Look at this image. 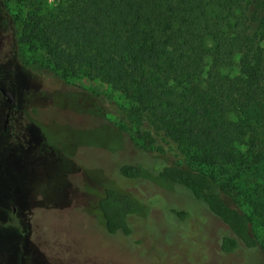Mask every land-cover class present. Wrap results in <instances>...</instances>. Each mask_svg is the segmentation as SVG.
Returning <instances> with one entry per match:
<instances>
[{
    "label": "rangeland",
    "instance_id": "374dc122",
    "mask_svg": "<svg viewBox=\"0 0 264 264\" xmlns=\"http://www.w3.org/2000/svg\"><path fill=\"white\" fill-rule=\"evenodd\" d=\"M4 2L17 43L0 62L1 82L11 78L16 98L4 128L9 104L0 94V264H264V161L252 166L207 159L193 140L168 133L159 113L139 108L95 74L78 72L77 78L60 80L44 73L43 98L33 104L40 120L38 126L29 123L20 97L35 92L29 70L32 59L44 58L41 50L27 48L22 28L29 14L41 15L57 0ZM59 81L82 87L85 91H78L75 101L79 109L99 113L126 136L96 116L49 112L51 90ZM65 89L59 92L62 107L69 104ZM77 126L80 132L72 129ZM259 129V146L264 148ZM245 144L242 140V151ZM165 160L222 182L251 217L260 251L217 258L215 231L221 225L210 223L206 204L188 190L158 179ZM125 164L141 165L145 172L124 177L119 169ZM108 186L137 197L138 206L128 216L129 233L106 230L98 202Z\"/></svg>",
    "mask_w": 264,
    "mask_h": 264
},
{
    "label": "trees",
    "instance_id": "16d2710c",
    "mask_svg": "<svg viewBox=\"0 0 264 264\" xmlns=\"http://www.w3.org/2000/svg\"><path fill=\"white\" fill-rule=\"evenodd\" d=\"M22 32L27 48L44 58L32 59L34 76L98 75L139 108L159 113L168 133L193 140L207 159L264 161L256 130L264 135V0H57L41 15L29 14ZM78 91L85 90L57 82L46 109L96 116L124 134L99 113L79 109ZM25 105V119L38 126L39 109ZM119 170L132 178L145 172L137 164ZM156 176L188 190L229 227L222 250L260 251L251 217L211 174L165 160ZM137 201L133 193L105 188L98 207L109 233L130 232Z\"/></svg>",
    "mask_w": 264,
    "mask_h": 264
},
{
    "label": "flooded vegetation",
    "instance_id": "af4514ba",
    "mask_svg": "<svg viewBox=\"0 0 264 264\" xmlns=\"http://www.w3.org/2000/svg\"><path fill=\"white\" fill-rule=\"evenodd\" d=\"M12 20L10 18V12L7 10V7L5 5L4 0H0V62L10 53L14 51V45L17 43V34L12 28ZM32 69V68H31ZM2 75H0V88H6L9 90L13 96V93L11 91L10 85H11V78L6 80L5 84H2L1 82ZM41 76H38L37 74L34 76L31 70H29V81L30 84H35V92L32 91L25 93L20 97L21 101L26 104H34V103H40L41 99L43 98V88L40 81ZM35 82V83H34ZM0 94L6 99V97L2 94L0 91ZM34 94V95H33ZM16 102V98L13 96ZM9 108V107H8ZM11 109V107H10ZM9 109V114H10ZM8 111V109H7ZM6 111V112H7ZM207 212V210H206ZM207 214L213 216H209V221H216L221 225V228H217L215 231V237L217 239L216 246H217V258L224 259V260H230L234 258V255L238 252H241L240 248L232 249L229 251H224L221 249L220 242L221 239H224L226 234H228L229 227L224 224L218 217L213 215L209 210ZM207 236V235H206ZM243 254V253H242ZM245 255V254H244ZM243 256V255H242Z\"/></svg>",
    "mask_w": 264,
    "mask_h": 264
},
{
    "label": "water",
    "instance_id": "95a60500",
    "mask_svg": "<svg viewBox=\"0 0 264 264\" xmlns=\"http://www.w3.org/2000/svg\"><path fill=\"white\" fill-rule=\"evenodd\" d=\"M0 91L6 97V101L9 104L8 111L5 113V119H4V124H3V127L5 128L7 126V123H8L10 105L13 104L15 99L13 98L11 92L9 90H7L6 88L1 87Z\"/></svg>",
    "mask_w": 264,
    "mask_h": 264
},
{
    "label": "crops",
    "instance_id": "0c3cea01",
    "mask_svg": "<svg viewBox=\"0 0 264 264\" xmlns=\"http://www.w3.org/2000/svg\"><path fill=\"white\" fill-rule=\"evenodd\" d=\"M11 199H12V198H11ZM10 201H11V200H9V201L7 202V204H8ZM7 204H5V206H4V207H6V205H7ZM9 226H11V225L9 224Z\"/></svg>",
    "mask_w": 264,
    "mask_h": 264
}]
</instances>
